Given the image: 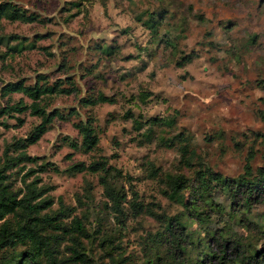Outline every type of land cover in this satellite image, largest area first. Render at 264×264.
<instances>
[{
    "label": "rangeland",
    "instance_id": "rangeland-1",
    "mask_svg": "<svg viewBox=\"0 0 264 264\" xmlns=\"http://www.w3.org/2000/svg\"><path fill=\"white\" fill-rule=\"evenodd\" d=\"M44 18L43 23H22L0 18V86L8 81L24 84L62 80L73 82L76 91L54 94L44 99L46 109H56L63 118H54L40 139L26 148L36 163L46 162L45 170L35 172L39 184L50 187L51 208L57 199L81 217L91 240L83 247L93 257L103 253L98 240L110 239V250L121 254L129 264H165L158 238L162 224L144 214L133 215L127 206L121 215L109 210V201L99 180L101 173L72 171L74 163L104 158L110 168L108 180L123 187L129 199L134 190L143 204L158 205L157 212L182 213L188 231L202 236L203 226L190 219V207L169 202L161 193L165 174H182L187 192L196 186L193 170L197 165L180 162L179 136L166 145L162 138L181 134L205 165L225 176L242 171L248 148L253 151L252 169L264 155V0H0ZM76 3V6L71 3ZM155 20L150 32L142 21ZM17 36L18 53L7 49ZM8 37V38H7ZM30 44L31 47L28 45ZM112 46L103 54L100 47ZM182 55L190 61L176 65ZM98 93L112 103L84 105L80 99ZM28 102L20 93L0 95V106ZM69 109L73 112H69ZM174 115L171 128L153 125L148 139L141 134L147 124L135 130L132 118L144 121L153 116ZM0 117V163L5 146L23 137L39 119L27 112ZM88 121L96 136V146L80 147L81 136L74 124ZM6 124V125H3ZM70 141L76 147L70 146ZM11 163L9 162V165ZM24 169V171H25ZM8 171H14L9 168ZM13 186L20 185L13 174ZM210 229H229L238 236L243 251L264 246V201L242 210L240 221L227 215L230 199L222 189L209 197ZM197 210L208 211L196 199ZM205 204V205H204ZM240 206V205H239ZM238 206V208H239ZM240 209V208H239ZM70 218V217H69ZM157 233V237H155ZM205 251L216 252L212 239ZM20 245L14 249L21 250ZM188 261L195 263L196 250L187 245ZM157 256V258H156ZM225 259L231 257L230 250ZM209 264H217L210 261Z\"/></svg>",
    "mask_w": 264,
    "mask_h": 264
},
{
    "label": "trees",
    "instance_id": "trees-1",
    "mask_svg": "<svg viewBox=\"0 0 264 264\" xmlns=\"http://www.w3.org/2000/svg\"><path fill=\"white\" fill-rule=\"evenodd\" d=\"M71 3V2H70ZM76 6V3H71ZM151 14L142 21V24L150 31H155V20ZM9 21H19L22 23L38 22L43 23L44 18L38 14L27 12L18 8L14 4L5 1L0 3V18ZM8 38V37H7ZM15 44L8 47L12 53H18L21 49V41L17 36H11ZM1 39V38H0ZM2 41V40H0ZM30 47L31 45L28 44ZM112 46L106 45L99 50L103 54L113 52ZM190 55H182L176 61L177 66L190 61ZM39 82L24 84L21 80L8 81L0 86V95L6 96L11 93H20L28 102L19 98L16 102L0 106V117L13 116L27 112L35 116L39 121L33 125L26 134L8 143L2 152V162L0 163V264H129L121 257V254L108 251L110 250V239L101 236L98 244L103 251L102 256L97 258L85 251L82 240H91L93 232H88L81 217L71 215L72 208L66 206L57 199V207L51 208L52 198L47 194L50 187L39 184L38 177L33 175L35 172L45 170L46 162H41L35 168H26L25 163H36V157L29 156L26 148L36 143L47 131L54 118L62 119V114L56 109H46L44 99L54 94H70L76 91L73 82H67V87L62 86V80H55L48 83L44 76H38ZM84 105L95 103H112L113 99L109 96L98 93L94 98L80 99ZM71 109H69V112ZM73 112V110L71 111ZM132 118V126L135 130L140 129L142 124H147L145 130L139 134L148 139L152 132V126L157 124L171 128L174 122V115L158 118L150 116L144 121ZM18 123L21 119L15 118ZM6 125V124H3ZM78 134L81 136L80 147L91 149L96 146L97 139L93 128L88 121L74 124ZM177 134L171 138H162L163 143L171 145L172 139L179 136L180 162L183 166L190 167L195 163L196 168L193 174L196 181L195 188L187 192L185 197L187 180L182 174L163 175L162 195L171 203H176L184 207H190L191 213H187L190 219L195 220L199 227L203 226V234L194 236L192 231H188L185 222L182 221V213L172 215L165 214L163 211L157 212L158 205L143 204L137 200L134 190L130 191L129 199L123 187H116L108 180L107 174L110 171L104 158L93 160L84 165L82 162L74 163L69 166V170L83 171L91 173H101L99 180L103 185V191L109 201V210L115 216L123 213L125 206L133 215L144 214L158 222L162 228L159 235L164 250L162 253L165 264H186L188 254L187 245L196 250L194 264H209L215 261L217 264H264V246L259 250L243 251L242 242L229 229L218 228L210 229L207 224L210 220L209 212L215 210L223 213V208L214 205L209 200L210 195L216 189L224 190L229 196L230 205L228 217L235 219L242 215V210H247L251 203L264 201V155L261 165L252 169L250 162L253 159V151L248 148L242 171L235 176H225L214 171L209 166L202 163L192 149H188L185 138ZM70 146L76 147L72 141ZM9 162L11 163L9 165ZM9 168L14 171H8ZM25 169V171H24ZM13 174L18 176L20 185L13 186ZM196 199L209 206L208 211L197 210ZM240 205V206H239ZM239 206V208H238ZM70 217V218H69ZM241 218H237L240 221ZM212 239L216 252L211 249L205 251L207 247L206 239ZM20 245L21 250L14 249ZM230 250L231 257L225 259V253ZM157 258V256H156Z\"/></svg>",
    "mask_w": 264,
    "mask_h": 264
}]
</instances>
